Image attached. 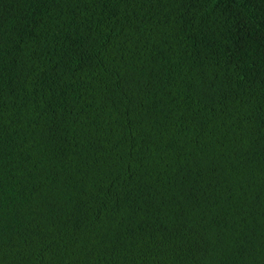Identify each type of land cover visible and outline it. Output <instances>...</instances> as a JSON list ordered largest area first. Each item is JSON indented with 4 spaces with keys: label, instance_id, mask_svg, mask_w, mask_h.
I'll list each match as a JSON object with an SVG mask.
<instances>
[{
    "label": "trees",
    "instance_id": "16d2710c",
    "mask_svg": "<svg viewBox=\"0 0 264 264\" xmlns=\"http://www.w3.org/2000/svg\"><path fill=\"white\" fill-rule=\"evenodd\" d=\"M0 264H264V0H0Z\"/></svg>",
    "mask_w": 264,
    "mask_h": 264
}]
</instances>
